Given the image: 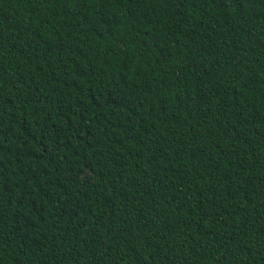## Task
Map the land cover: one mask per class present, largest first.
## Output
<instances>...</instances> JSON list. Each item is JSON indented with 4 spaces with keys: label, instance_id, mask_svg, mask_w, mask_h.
<instances>
[{
    "label": "trees",
    "instance_id": "1",
    "mask_svg": "<svg viewBox=\"0 0 264 264\" xmlns=\"http://www.w3.org/2000/svg\"><path fill=\"white\" fill-rule=\"evenodd\" d=\"M0 264H264V0H0Z\"/></svg>",
    "mask_w": 264,
    "mask_h": 264
}]
</instances>
